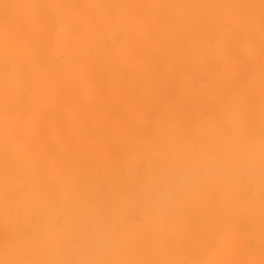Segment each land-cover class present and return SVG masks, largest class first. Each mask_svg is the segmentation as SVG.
Here are the masks:
<instances>
[{
    "label": "rangeland",
    "instance_id": "obj_1",
    "mask_svg": "<svg viewBox=\"0 0 264 264\" xmlns=\"http://www.w3.org/2000/svg\"><path fill=\"white\" fill-rule=\"evenodd\" d=\"M1 1L2 0H0V2ZM6 1L10 3L12 2L11 0H6ZM122 1L123 2H121V4L117 3L118 5L117 8L114 7L113 10L109 11L111 16H115L116 15L115 11H118V9H123L130 2V0H122ZM213 1L216 2L217 0H213ZM260 1L261 0H240V4L244 10H247L248 8H249L248 10L255 9L258 14V15L255 14L253 16V21L255 20V22L253 23L252 29H248V27H242L237 24L235 26L231 25L229 17L232 11L230 12L231 9L224 7L223 12L221 11L219 14L217 13L215 17L207 16L205 18L206 21L203 22L205 25L202 28H205L206 34H204L202 38L199 37L200 33L196 32L197 31L196 28L192 30L187 29V26L190 22V14H191L190 12H187V14H185V16L183 17L184 20H182L181 23L182 30L176 33L175 35L174 38L175 46L171 48L168 47L163 42H161L160 40H156L153 39V37H149L150 36L149 30L151 26H148L149 23L148 16L145 12L143 13L141 11L140 8L142 4H140V2L135 0L132 7L134 8L135 14L140 15L137 16L139 19L137 21L141 24V27H139L137 30H133L130 34H128L127 33L128 29L126 27L127 21H125V24L114 26V28L110 25L108 26L107 24L99 25L103 27V29L101 30L103 33L102 35H100V39L98 40L99 43L96 42L95 44L97 45L91 44L89 47L82 46L79 49V55L81 59H87L88 56L94 55L98 57L99 61L97 63L87 62L86 64L83 65L81 64L72 65V67H70L68 71L64 70L63 68H59L58 73L56 74L57 76L55 75L53 77V80H50V82H47L46 84H44V86L42 85V87H44V90L49 91L48 95L51 93L53 96L51 97L52 100L50 99L51 100L50 105L46 106V109L41 110L39 108L40 106H38L37 104H30V101L28 100V96L26 93L27 92L26 85L27 87H29V82L27 81L24 82L27 84L23 83L22 88H25L24 92L25 91L26 92L23 93L22 91L24 96L21 93L19 97H21V95H22L21 98L25 96L26 97L23 98L22 100L21 98L18 97L19 98L18 101L20 102L22 101L21 102L22 105L18 106L20 108H18L14 114L21 113L22 115L23 113L26 112L28 114L30 113L29 116L32 117L35 116V120L38 128L37 137L39 140H42L43 142L46 143L45 147L47 146L45 148L46 150L45 149H44L45 151L43 150L44 153H42L43 154L42 159L40 158L41 160L38 159L36 160L37 162H40L39 166H42L41 167L42 171L48 172L50 169L63 168V172H65L66 174L65 179L72 180L73 178V180L76 181L77 184L80 186H83V184L87 185L90 183L95 185V183L97 182L102 184L101 192L98 195L99 201L98 199H96L95 204L93 203L94 204L93 206L92 204H90L89 208L84 207L85 204H86L85 206H87V204L92 203L93 200L91 201L87 199L88 201L91 202H87V200L85 201L81 200L82 201L80 202L81 204L79 203L78 204L79 206L77 205L78 208L77 206L76 207L74 206V208L75 209L77 208V210H74L72 207V209L65 211L66 214H64L62 213V211L59 210L60 208L57 207L59 205L57 204V201H52L51 203L49 202L50 207L46 208L48 210H44L45 212H43L42 214L44 217H41L40 216L41 214H38L37 212L35 213V215L31 212L29 214L31 217L29 218L31 219L30 222L28 219V223L23 224V218H24L23 216L25 215V213L23 212L22 208L19 206V202L22 196L28 194V192L29 193L31 192L30 187L32 186V181H30V179L28 178L27 166H29L31 161H34V158L36 159V157L32 159V155H31L32 151L30 150L31 145L29 146V144L26 143L27 145L24 144L23 146L24 149L22 147L23 163L25 162L24 165L25 168H23V170L19 172L15 171L14 169L12 170L11 168L12 164L10 160L8 161L9 165L8 166L5 165V167L2 168V171H6L4 170L5 168L9 171L6 172L8 175H5L7 176V180H9V178L11 177L14 178L12 182L14 183V187L16 188L13 189V191L16 192L14 194L15 197L13 194H11L13 195L11 199L14 198L12 200L13 207L11 208V210L13 209L12 211L13 214L12 212H9V217L12 219L14 216H16V219L19 218L18 221L20 223L19 225L21 224L24 225L23 227L22 226L18 227L17 231L18 233L23 232V234L20 235V238L21 236L24 238L25 241L22 238L21 239L25 243V247H28L29 241L31 242V240L29 239L27 240V238H32L33 235L37 237V235L39 234L40 235L44 234L45 230H43V226L45 229L46 224L47 225L55 224L56 227L59 226V230L62 228V231H67V232L71 228H74L73 231L77 229L76 230L77 234L75 232L73 233H75L74 235L80 236V240H81L80 243L78 240L76 242L74 239L76 244L74 242V246L71 245L72 247L78 245L77 248H79L80 246L81 249H83V250L80 249L82 252H77L75 250L77 254L82 253L81 255L78 254V256L73 251L74 256L76 257H74L71 252L72 255L71 254L70 255L74 260L73 259L71 260V257L67 256L70 252L67 255L63 253V257L66 259L65 260L64 258L61 257L62 254L61 256H58V254H56L55 251L51 250L52 252H55V254H52L51 251L49 253V256L48 254H46L48 258L51 257L50 262L48 261L49 259L47 260V257H45V259H43L42 262H39V264H43V262L44 264L45 263L64 264L65 261L66 264H72V263L96 264L97 262H98L97 264H104L107 259L106 256L109 255L113 257L112 256L114 254L113 251L116 248L117 249L124 248L120 252L121 254L124 255L125 247H122L121 243L117 239L118 237L116 235H114L115 237L112 236L111 233L112 230L114 229V223L116 224L115 221H121V220L128 224L127 234L140 231V229L138 230V228H140L141 226H142L141 229H143L144 226L146 227L148 226L147 230H149V232H152V235H156L158 232L156 223H163L165 225V228L167 230L166 231L164 230V232L166 233L165 235L164 232L162 234V236H165L164 237L165 241L163 240V246H165L166 244L168 245L165 247V250L162 249L164 247L159 248L164 252L161 258H163V260L165 261L161 262L160 258L156 254L155 260H151L152 264L154 263V261L156 262V264H189V263L204 264L205 262L204 259L212 255L213 251L219 247V242L222 240L219 238H222L223 236L224 233L223 229L225 227V224L229 225L231 222V217L229 215L228 216L221 215L216 217V219H212L211 217L208 216L207 217L208 219L206 218L207 222H202V220H200L199 218H197L195 214H193V208L192 210H189L188 208L191 216L189 220L184 223V228L186 229L181 227L182 226L181 221H179L177 216L174 215H177L179 212H181L180 211L181 205L186 204L188 200L186 195H184V192L187 191V189H189L188 196H191L192 190L190 189L196 185L195 184L196 181H197V185L195 189L199 192L201 190V194L207 192L208 200L209 202H212L214 204V205L212 204L213 206H215L218 203V201L220 202L221 200L219 197L217 198L218 194L215 193L214 187L210 186V184L207 182V180L210 181L211 178H213L214 181L213 185L219 184L216 182H219L220 179L221 181L226 180V177H227V181L229 180L228 182L226 181L227 183L231 182L230 184H234V185H237V183H239L237 185L238 194L242 193V195L241 194L240 195L242 196V198H246V199L248 198L251 199L255 197V194L257 192L255 189L257 188V186L264 187V174H262L264 173V160H262V162H260L259 164L253 161L255 159V157H253L254 155L248 156L251 154L253 149L254 150L256 149L255 150L256 153L262 151L261 157L262 159H264V149L259 150L258 145L255 146V143L253 142H249L248 144H242L240 142H237L235 143L237 145H234V143L229 140L231 123L230 121L228 122V118L232 115L235 117L240 116L241 118L246 120L247 125L243 126V129L245 131H243L244 133L242 132L243 134L246 135L248 134L249 131H251L252 133V130H250L251 128L249 125L253 122V119L250 114L261 113L260 116L261 117L264 116V114H262L264 113V83L253 81L257 72L258 71L261 72L262 70H264V67H261L264 66V48H261L262 44H264V39H262L264 38V4H261ZM12 5L13 4L7 6H12ZM63 5L65 6V3L62 4L61 6L62 9L64 7ZM75 5L78 6L77 9L85 8L84 6L85 4H83V2L80 0H75ZM107 7H108V1L104 0L102 8L99 9V13L105 11ZM24 8L25 7L23 4V9ZM14 11H15L14 8H7L1 11V14L4 16L1 23H5L9 19H11L13 17ZM70 13L72 14L73 12L70 11ZM171 13L172 15H170L171 19L169 21L165 20L159 23L160 28H162L163 25L166 24L167 22H169L167 26H169L170 28H175L174 19L178 17V12L176 9H173ZM127 14L129 15V13ZM53 15L54 17H57L56 13H54ZM60 18L63 21L60 22V20L57 19L53 21V26L55 27L53 30V35L50 36V41L54 47L55 45L59 46L58 40L60 41L62 40L64 43L67 39L66 36L67 32H65L62 38L56 40V36H55L56 26H59L60 23L61 26L59 27V30L66 29L70 23V20H68L67 18V14H63ZM208 19L209 21H207ZM94 21L95 19L93 20V23L97 24V21L95 22ZM188 36H191L192 38H187ZM222 38L226 40L227 44L230 47L228 48L229 50L228 55L231 59L233 58L232 65L233 63H235L233 67V72L231 74L232 78H229L227 76L228 75L227 65H229V63L228 61H226L225 58L223 57L219 59L213 58L210 63L207 62L208 52L216 44V42ZM86 39H87L86 37L83 38L84 41H87ZM188 39L189 40L194 39V41L197 42L194 48L189 45ZM260 39H262L260 46L258 48H254V45ZM61 42L60 44L62 45L63 43ZM247 44L249 45L251 44L250 48L252 49L250 51V54H247V47L245 48L243 47L244 45ZM188 46L192 48V50L190 48L188 49ZM40 48H41L40 57L44 62L47 61L48 59H51V61L55 62L56 67L62 65L65 62L66 58L63 55V53L58 54L57 52H51V51L45 52L44 47L42 48L41 46ZM166 48H171V49H169L170 50L169 51ZM193 51H197L199 54L204 55L203 58L206 59L205 63L198 65L193 58L192 55ZM247 55L249 56L247 57ZM182 57H185V59L189 63H191L194 67L178 68L177 67L178 61ZM111 60L113 61L111 63L112 68L110 69V71L105 72L104 69H101L103 64ZM193 68L196 71H194ZM248 74L250 75L249 79L247 77ZM2 75L5 76L6 74L4 73ZM251 75L254 77H252ZM6 76H7L6 78L9 77L8 75ZM83 82H86L84 86L87 87V89L84 91L80 87ZM79 83L81 84L79 85ZM110 84H112V86H110ZM148 86H149V90L147 91V95L145 96L143 95L142 89L143 87H148ZM74 87L80 89L76 91L77 89L76 88L74 89ZM73 89L76 92H74ZM80 92H82L83 94H78ZM182 96H184L185 99H182ZM76 97L79 99H77ZM70 106L74 108V112H73V116L68 118L67 108ZM40 115L45 117L43 119L38 118V116ZM135 121H137V125L131 127L130 126L131 123H134ZM123 122L127 123L128 128L122 129L123 127L121 123ZM212 126L215 127L217 126V130H218L216 136L213 138V141L214 139L217 138L219 139L221 138L224 141L221 140L219 143L213 141L209 143H204L203 137L207 136V134L209 133L208 131H210V127ZM156 128L158 129L157 131ZM169 128L170 131H168ZM257 131L260 134L259 135L260 139H264V137L261 138L262 130L258 129ZM164 133L167 134L163 137ZM254 136L255 134H252V138ZM165 143H167L166 146L167 147L170 146L168 148H171L173 151L170 150V152L168 151V153L163 152L162 151L163 145ZM220 144L232 148L229 150L230 151L229 153H231L230 155H232L231 158L221 154L222 152L221 147L223 146L222 145L220 146ZM252 144L254 145V147H251ZM200 146L201 148H203V150H199ZM151 147L152 149L155 150V154H153V152H149L148 148ZM242 151L244 152V154H242L243 153ZM166 155L168 158L166 157ZM47 159L50 160L48 161ZM184 159L186 160L184 161ZM42 164L44 165L45 170ZM145 164L149 166L151 165L150 169L146 168L147 165ZM211 165L217 167V171L215 169L216 172L214 171V167L211 168ZM202 167L206 168V170L204 169L205 171H207L208 169L210 171L212 169V171H214L217 174H214L211 171V173L209 174L210 176L209 175L207 176L206 172L202 169ZM207 167L209 168L207 169ZM136 168L138 169L135 172L134 170H136ZM119 169L121 173H119ZM129 169H130L129 173L135 172L137 176L132 173H131L132 175L128 174ZM182 170L185 171L186 173L183 174ZM242 170L243 172L244 170H246L247 173L244 174L245 172L243 173ZM142 171L144 172L145 177ZM157 171L159 173H157ZM172 171L175 176L173 175ZM209 171H207V173ZM232 171L234 172V174ZM240 171L243 175L240 173ZM123 172L125 173V175H122ZM177 172H179V174H176ZM200 172H202L203 175L200 176ZM187 173H189V175L192 177H189L188 175L187 177H189L190 179L186 177L187 179L185 180V182L184 180H182V178L185 176L178 177L181 174L186 175ZM212 173L215 176H212L211 175ZM239 173L241 174V176ZM110 174L112 175V177ZM254 174L257 175V179H255L256 177ZM130 175L132 176L131 177L132 181H130ZM134 175L136 176V178ZM171 175L173 177L172 183H171L172 181ZM195 175L197 176V178ZM85 176L87 179L84 178ZM123 177H124V181H122ZM259 179L262 181H260ZM181 180L183 184L187 183L188 182L187 180H190L191 182L189 181L188 185L186 186V189L183 188V192H181L182 191L181 190L177 194V196H175V194L177 193L175 192L174 196L170 198V201L169 202L166 201L167 203L165 202L167 204V205L165 204L166 207H162V206L159 207V205L162 204L159 203V200L156 201L155 198L156 193L157 192L159 193L160 189L162 191H164L163 189L165 190L173 189L175 186L173 184L176 182L178 183V181L180 182ZM81 181L82 182L85 181V182L82 183ZM261 182L262 184H260ZM112 183L116 184V185L114 184V186L117 187L116 190H114L115 189L113 188L114 186L111 185ZM202 183L204 185V186L202 185L203 187L201 186ZM205 183L207 187L205 186ZM15 184H18L20 186L17 187L15 186ZM170 184L173 186H171ZM146 185H148L149 187H147ZM198 186L201 189H199ZM249 186L251 188H249ZM111 187H112L111 191L114 190V193H116L114 194L113 192H111L112 197H110ZM151 190L153 191L151 192ZM13 191L12 193H14ZM116 191L118 192V194ZM126 192H128L130 196ZM150 192L151 193L155 192V193L151 194ZM199 192L198 194L200 195ZM107 193L108 194L110 193L108 198H113V194H114V199H116L117 197L116 195H118V197L120 196L121 198L118 197L117 198L121 199V201L118 200L119 201L118 202L117 199L116 201L115 200L113 201V199H111V201L114 202V204L115 202H117L114 205L113 203H111L110 200H107L108 199L107 198L106 202H104L105 201L104 198H106L105 196H108ZM124 193H126L127 195L125 194V196H123ZM149 193L152 195V197H150L151 195ZM180 193H182L183 195ZM240 195L236 194L237 197H239ZM229 196L233 197V195L232 196L229 195ZM54 197H57V195L56 196L54 195ZM211 197L213 199H211ZM140 202L142 204H140ZM157 202L159 203V205ZM153 203L154 205H152ZM51 204H53L52 208H55V210L57 208L58 210L57 211L53 210L51 208ZM122 205H125L126 209L123 208L124 206ZM146 205L150 207L148 213L145 211L144 208H142L143 206L146 207ZM240 206L241 203H239V205L232 204L230 208L237 209ZM17 207L20 208V210L17 211L18 213L20 211L19 214H17L16 212ZM86 209H89L90 213ZM122 209L124 210V213ZM52 210L55 211L56 213H54ZM82 210H86V212L84 213L85 217L84 216L81 217L80 215L81 213L79 214V212H81ZM156 210H158V212ZM67 212L70 213L68 214ZM72 212L73 215H70L72 214ZM15 213L16 215H14ZM17 215L20 216L17 217ZM66 215L68 217L70 216L71 218L67 219L68 217H65ZM86 215H89V217ZM258 216L264 217V213L258 214L256 217ZM111 217L113 218L111 219ZM122 218H124V220ZM243 218L244 217H238L236 220H234V222H232V225L236 226L237 224L236 222L239 223L242 222L241 220ZM84 220H86L85 222L89 224L83 222ZM258 220L261 219H257L256 221L257 223L252 222L249 225L247 224L249 222H246V224L245 222H242L241 224L243 223L244 224L242 225L243 228L241 229H240L241 226H239L240 232L238 231L237 232L238 235L242 237V240L247 239L248 243H250L251 241L254 242L252 246L251 243L250 245L246 244L247 253L244 254V256L241 255V257L243 258H241L240 259L241 261L239 260L236 264H252V263L264 264V261H262V259H264L262 258L264 257V228H262L261 222H259ZM167 221H169L170 224H166ZM42 222L44 223L41 224ZM98 222H100V224ZM78 224L80 225V228ZM251 224L254 225L252 226ZM30 225L32 226V228H30L31 227ZM11 226H12L11 222L6 223L4 222L3 219H0V251L1 249L4 250V248H6L9 245H12L13 243L12 235L14 234V232L11 233L10 230ZM90 226L92 227L90 228ZM251 226L254 229V232L253 229L250 228ZM236 227L233 228L238 230ZM34 229L37 230V232L39 231L40 233L38 234L36 231H34ZM190 230L192 231V233L197 234L196 238L195 236L193 238L192 245L187 234L190 232ZM12 231L14 230L12 229ZM71 231L68 234L67 233L66 234L69 236L70 233L72 234ZM78 231L81 233V235L84 236H81ZM28 232L32 233L31 234L32 236L30 235L26 236L25 233L29 234ZM259 234L260 237L258 238ZM72 235H70L71 238L74 236ZM40 237L41 239H39V241L42 240L44 236L43 237L40 236ZM81 237L83 238L84 241L81 239ZM108 238L109 240H107ZM147 238L148 237L145 236L140 240V241L145 240L144 242L142 241L140 243L141 249L140 248L138 249L137 247L138 253L141 254L142 252H144L141 254L143 256L145 255L149 256L150 253L148 251H150L151 249H157L159 246L157 245L156 247H154L153 242H152L153 244L152 246L149 244L148 246ZM115 239L118 243L114 241ZM92 241H94L93 243H95L96 246L93 243H90ZM83 242H85V244H83ZM105 242H107V244L109 242L110 243L108 245L102 246V244H106ZM182 242L185 244H183ZM26 243L28 245H26ZM44 243L45 242L43 241L42 244L44 245ZM179 243L181 245V246L179 245V247L182 248V251H179L180 254L178 253L179 255L178 257L175 255L176 253L174 254L173 249ZM255 243L256 245H254ZM209 244L213 246H210V248H208L207 246ZM81 245H83L84 248ZM90 245L91 247H89ZM249 246H251L252 248L251 247L249 248ZM146 247L149 249L146 250ZM253 247L256 248L258 252L256 250L254 251ZM60 248L64 250V245L63 247ZM84 249L85 250L88 249V250L84 251ZM100 249L103 251H101ZM143 249H145L146 252L142 251ZM66 250L69 251L68 248ZM71 250H73V248H70V251ZM139 250L141 251L139 252ZM64 251L61 250V253ZM165 251H169L168 255ZM189 251H192L189 253L190 255L188 254ZM50 254H52V256ZM55 255L58 256L59 258H57ZM64 255H66L67 257H65ZM164 255H167V257ZM172 255H174L173 258H171ZM188 255H189V259L191 258L193 259V257L194 259L193 260L191 259L190 261L188 259ZM53 257L55 258V260L53 259L52 262ZM156 257H157V261H156ZM79 258L80 261H78ZM124 260L125 257L123 256V260L120 258L119 262ZM249 260H251V262ZM1 261L3 262L2 259H0V263ZM107 262L109 263V261ZM125 263L126 262L124 261L123 264ZM135 264H139V263H135Z\"/></svg>",
    "mask_w": 264,
    "mask_h": 264
},
{
    "label": "bare ground",
    "instance_id": "obj_2",
    "mask_svg": "<svg viewBox=\"0 0 264 264\" xmlns=\"http://www.w3.org/2000/svg\"><path fill=\"white\" fill-rule=\"evenodd\" d=\"M11 1H12L11 3L6 1V0H2L0 2V116H1L0 117V217H2L0 219H3L4 222H6V223H10V222L12 223V226H11L10 230H11V233L14 232V234L12 235L13 236L12 245H9V246L6 245L7 247L4 248V250L1 249V251H0V259H2L3 262H4L3 263L1 261L0 264H39V262H42V260L45 259V257H47L46 254H48V256H49V253H50L51 250L55 251L56 254H58V256H61V254H62V256H61L62 258H64L63 257V253L67 255L70 252L67 256L71 257L72 254L74 256L75 250L77 252H82L81 250H83V249H81L80 246H79V248H77L78 245L77 246L75 245V247L71 246V245L74 246V242L75 241L77 242V240H78L79 243L81 241L80 240V236L74 235L75 233L77 234V231H76L77 229L73 231L74 228H71L67 232V231H62V228H61L60 229L61 231H60L59 230V226L56 227L55 224L54 225H51V224L47 225L46 224L45 225L46 226L45 229H44V226H43V230H45L44 234L40 235L39 234L40 232L39 231L37 232V230H35L36 229V227H35L34 231H36L39 235H37V237L35 235H33L32 238H27V240L29 239V240H31V242L29 241V245L26 243V245H28V247H25V243L23 242L24 238L22 236H21V238L23 240L20 238V235L23 234V232L22 233L21 232L18 233V231H17L18 227H21V226L23 227L24 226L23 224H27L28 223V219L31 218L30 215H29L31 212L34 215L37 212L38 214H41L40 215L41 217H44L42 214H43V212H45L44 210H48L46 208L50 207L49 204L52 201H57V204H59L57 207L60 208L59 210L62 211V213H64V214H66L65 211H68L69 209H72V207H73L74 210H77V208L79 206L78 204L80 202H82L81 200H83V201H85L87 199H89L91 201L93 200L94 202L92 201V203H88L87 206H85L86 205L85 204L84 207H86V208L88 207L89 208L90 204H92V206H93L95 204V200L96 199H98V201H99L98 195L101 192L102 184L97 182V183H95V185L90 183V184H87V185L83 184V186H80V185L77 184L76 181L73 180V178H72V180H68V179L66 180L65 179L66 178V176H65L66 174H65V172H63V168L50 169L49 170L50 172L49 171L48 172L42 171V168H41L42 166H39L40 162H37L36 160L37 159L38 160L42 159V155H43L42 153H44V151L46 150L45 148L47 146L45 147L46 143L43 142L42 140H39L38 137H37V135H38V130L37 129L38 128H37L35 116H33V117L29 116L30 113L28 114L26 112L23 113L22 115H21V113L20 114H14L16 112V110L18 108H20L18 106L22 105L21 104L22 101L21 102L18 101V99L21 98L22 95H21V97H19V96L22 93V91H23V93H25L27 91L26 93H27V96H28V100L30 101V104H37L38 106H40L39 108L41 110L46 109V106L50 105L51 100H52L51 97H53V96H52L51 93L48 95L49 91L48 90H44V87H42V85L44 86V84H46L47 82H50V80H53V77L58 73V69L59 68H63L64 70L68 71L69 68L72 67V65H77V64L83 65V64H86L87 62L97 63L99 61L98 57L94 56V55L93 56H88L87 59H81V57L79 55V49L82 46L89 47L91 44H95L96 42L99 43L98 40L100 39V35H102V33H103L101 31L103 29V27L99 26V25H101V24H105L106 25L107 24L108 26L110 25V26H112L114 28V26L125 24V21H127V25H126V27L128 29L127 33L130 34L133 30H137L139 27H141V24L137 21V20H139L137 16H140V15L139 14H135L134 8L132 7L135 0H130V2L127 4L126 7H124L123 9H118V11H115L116 12L115 16H111L109 11L113 10L114 7L117 8V6H118L117 3L121 4V2H123L122 0H117V1L106 0V1H108V7L102 13H99V9L102 8L104 0H80V1L83 2V4H85L84 5L85 8H82V9H77L78 6L75 5V0H11ZM136 1L140 2V4H142L141 8H140L141 11L143 13L145 12L147 14V16H148V19H149L148 26H151V28L149 30V35H150L149 37H153V39L160 40L161 42H163L164 44H166L168 47H171V48H173L175 46V42H174L175 35H176V33L180 32L182 30L181 23H182V20H184L183 17L185 16V14H187V12L191 13L190 14V22H189V24L187 26V29L188 30H192V29L196 28L197 29L196 32L200 33L199 37H201V38L203 37L204 34H206L205 28H202L205 25L203 23V22L206 21L205 18L207 16H214L215 17L217 13L219 14L221 11L223 12L224 7L228 8V9H231L230 12L232 11V13H231V15L229 17L231 25L235 26L237 24V25L242 26V27H248V29H252L253 28V23L255 22V20L253 21V16L255 14H257L255 9L248 10L249 9L248 8L247 10H244L242 8L241 4H240V0H217L216 2H214L213 0H136ZM260 2H261V4H264V0H261ZM64 3H65V6L63 5L64 7L62 9L61 6ZM10 4H13V5L12 6H7V5H10ZM23 4H24V7H25L24 9H23ZM7 8H14L15 11H14L13 17L11 19H9L7 22L1 23L2 19L4 18V16L1 14V11H3L4 9H7ZM173 9H176L177 12H178V17H176L174 19L175 28H170L169 26H167V24L169 22H167L166 24L163 25L162 28H160L159 23L161 21H165V20L169 21L171 19L170 15H172L171 11H173ZM60 11H62V12H60ZM70 11H72L73 13L71 14ZM54 13H56L57 17H54V15H53ZM127 13H129V15ZM138 13H139V11H138ZM63 14H67V18H68V20H70V23H69V25H68V27L66 29H60V30H59V27L61 25L59 23V26H56V29H55V36H56V40H57V39L62 38L63 34L65 32H67V35H66L67 39H66V41L64 43H63L62 40H61L62 42L60 40H58L59 46L55 45V47H54L51 44V41H50V36L53 35V30H54V27H55V26H53V21L55 19L60 20V22L63 21L60 18ZM94 19H95V21H97V24L93 23ZM207 21H209V19ZM64 22H65V20H64ZM183 25H184V22H183ZM185 32H184V34H185ZM84 37L87 38L86 39L87 41L83 40ZM187 38H192V37L188 36ZM262 39H264V38H262ZM262 39H260L254 45V48H258L260 46V44L262 42ZM60 42L63 43V44L61 45ZM188 43H189V45L191 47L194 48L197 42L194 41V39H190V40L188 39ZM95 45H97V44H95ZM250 45L247 44V45L243 46L244 48L247 47V54H250V51L252 49V48H250ZM41 46H42V48L44 47L45 52L51 51V52H57L58 54L63 53V55L66 58L65 62L62 65L57 66V67L55 66V62L51 61V59H48L47 61L44 62L42 60V58L40 57V49H41L40 47ZM171 48H166V49L169 50ZM189 48L190 47L188 46V49ZM228 48H230V47L227 44L226 40L223 39V38L219 39L216 42V44L208 52V60H207V62L210 63L213 58H215V59H219V58H222V57L225 58L226 61H228V63H229V65H227V68H228V73H227L228 75L227 76L229 78H232L231 74L233 72V67H234L235 63H233V65H232V59L233 58L231 59L229 57ZM261 48H264V44H262ZM190 49L192 50V48H190ZM192 55H193V58H194L195 62L198 65H201V64L205 63L206 59L203 58L204 55L199 54L197 51H193ZM248 56L249 55H247V57ZM112 61L113 60L103 64L101 69H104L105 72L110 71V69L112 68V65H111ZM224 63H226V62H224ZM207 66H210V65H207ZM177 67L178 68H187V67L191 68V67H194V66L191 63H189L185 59V57H182L178 61ZM261 67H264V66H261ZM220 70H221V68H220ZM194 71H196V70L194 69ZM4 73L6 75H8L9 77L6 78L7 77L6 75L5 76L2 75ZM247 77L249 79L250 75L248 74ZM252 77H254V76H252ZM248 79H247V81H248ZM26 81L29 82V87H27V85H26V91L24 92L25 88H22V85ZM253 81L264 83V70H262L261 72L258 71L256 76L254 77ZM85 83L86 82H83L82 84L79 83V85L81 84L80 87L83 89V91L87 89V87L84 86ZM24 84H27V83H24ZM110 86H112V84H110ZM110 86H109V88H110ZM75 88L76 87H74V89ZM79 89H77L76 91H78ZM148 90H149V86L148 87H143V89H142L143 95L146 96ZM76 91L74 90V92H76ZM159 93H161V92H159ZM78 94H83V93L80 92ZM23 96H24V94H23ZM25 97H23V98H25ZM23 98H21V100ZM74 99H75V97H74ZM77 99H79V98H77ZM182 99H185V97L182 96ZM92 106H93V104H92ZM167 106H168V104H167ZM21 111H22V108H21ZM73 112H74V108L72 106L67 108V116H68V118L73 116ZM26 114H28V115H26ZM262 114H264V113H262ZM250 115L252 116V119H253V122L249 125L250 128H251L250 130H252V133H251V131H249L248 134H246V135L243 134L244 133L243 131H245L243 129V126L247 125L246 120H244L240 116H236L235 117L233 115L228 118V122L230 121V123H231V129H230V132H229V138H230L229 140L232 141L234 143V145H237V144H235L237 142H240L242 144H248L249 142H253V143H255V146L258 145L259 150L264 149V139H260V137H259L260 134L257 131L258 129H261L262 130L261 138L264 137V136H262V135H264V116L261 117L260 116L261 113L250 114ZM44 117L45 116H42V115L38 116V118H42V119ZM91 117H92V115H91ZM37 120H39V119H37ZM121 124H122V127H123L122 129L128 128V125H127L126 122L125 123L123 122ZM135 125H137V121H135L134 123H131L130 126L133 127ZM158 126H160V125H158ZM220 129H221V127H220ZM157 130L158 129L156 128V131ZM168 131H170V128L168 129ZM208 132L209 133L207 134V136L203 137L204 143H209V142L213 141V138L216 136V134L218 132L217 126L216 127L215 126L210 127V131H208ZM166 134L167 133H164L163 137ZM252 134H255V136L253 138H252ZM221 140L224 141L221 138L220 139L217 138V139H214L213 142L219 143ZM26 143L29 144V146L31 145V149L30 150L32 151V154H31L32 155V159L34 157H36V159L34 158V161H31L29 166H27V168H28V173L27 174H28V178L30 179V181H32V186L30 187L31 188V192L29 193L28 191H30V190H28L27 191L28 194L22 196L21 199H20L19 206L22 208V210L25 213V215L23 216L24 217L23 218V224L19 225L20 224L18 222L19 218H17L18 219L17 220L16 216H14L12 219L9 217V212L13 211V209L11 210V208L13 207V201L12 200L14 198L11 199V197H13V195L16 192V191H13V189L16 188V187H14V183L12 182L14 178L11 177V178H9V180H7V176H5V175H8L6 173L8 170L5 168L4 170H6V171H2V168H4L5 165H7V166L9 165L8 164L9 160L11 161V164H12V167H11L12 170L14 169L15 171L19 172V171L23 170V168H25L24 167L25 162L23 163V155L22 154H23V149H24L23 146ZM225 143H226V141H225ZM166 145H167V143H165L163 145V150L162 151L168 153V151L170 152V150H172V149L168 148L170 146L167 147ZM221 145L222 144H220V146ZM222 146L223 147H221V149H222L221 151L223 153L221 152V154H223L226 157H230L231 158L232 155H230L231 153H229L230 152L229 150L232 149V148L227 147L225 145H222ZM22 147H23V149H22ZM251 147H254V145L252 144ZM148 150H149V152H153V154H155V150L152 149V147L148 148ZM152 150H154V151H152ZM199 150H203V148H201V146H200ZM253 150H252L251 154L248 155V156L254 155L253 157H255V159L253 161H255V162L260 164V162H262V160H264L261 157L262 151L256 153V151H255L256 149L254 151ZM234 151H236V150H234ZM145 154H146V152H145ZM242 154H244V152ZM166 157H167V155H166ZM167 158H166V160H167ZM47 160L49 161L50 159H47ZM185 160L186 159H184V161ZM253 161H251V162H253ZM145 165H147V164H145ZM150 166L147 165L146 168L150 169ZM131 167H133V166H131ZM168 167H170V166H168ZM194 167H196V166H194ZM204 167H205V165H204ZM212 167H214V166L211 165V168ZM43 168H44V165H43ZM138 168H136V170H134V171L136 172ZM208 168L209 167H207V169ZM202 169L206 170V168H203V167H202ZM215 169L217 171V167L216 166L214 167V171H215ZM246 169H248V168H246ZM260 169H262V168H260ZM44 170H45V168H44ZM195 170H197V169H195ZM222 170H224V169H222ZM125 171H126V169H125ZM131 171H133V170H131ZM182 171H180V172H182ZM207 171H209V169ZM207 171H205V172H206V175L208 176L211 173L212 169L208 173H207ZM214 171H212V172L214 174H217V173H215L216 171L215 172ZM258 171H259V169H258ZM124 172H123L122 175H125ZM129 172H130V169L128 171V174L132 173V174H135L137 176V174L135 172L134 173L133 172L129 173ZM237 172H239V171H237ZM242 172H243V170H242ZM244 172H243L244 174L247 173L246 170H244ZM119 173H121L120 169H119ZM157 173H159V172L157 171ZM172 173H173V171H172ZM184 173H186V172L183 171V174ZM213 173L211 175L215 176V175H213ZM240 173H241V171H240ZM143 174H144V172H143ZM176 174H179V172H177ZM233 174H234V172H233ZM241 174H240V176H241ZM262 174H264V173H262ZM131 175H130V181H132V178H131L132 176ZM158 175H160V174H158ZM173 175H174V173H173ZM188 175H189V173H187L186 175H182L181 174L178 177L185 176V177H183L184 179L182 178V180H184V182H185V180L187 178L190 179L189 177H192L190 175H189V177H187ZM201 175H203L202 172H200V176ZM78 176H81V175H78ZM136 176H135V178H136ZM204 176H205V174H204ZM111 177H112V175H111ZM144 177H145V174H144ZM255 177H256L255 179H257V175H255ZM15 178H17V177H15ZM84 178H86V176ZM171 178H172V181H171V183H172L173 182L172 175H171ZM196 178H197V176H196ZM219 178H221V177H219ZM211 179H210V181L207 180V182L210 184V186L214 187L215 193L218 194L217 198L219 197L221 201L220 202L218 201V203L215 206H213L214 204L212 202H209V200H208L207 192L204 193V194H201V190L199 192V191H197L195 189V187L197 185V181H196V183H195L196 185L194 184L195 186H193L190 189V190H192L191 196H188V194H189L188 190L189 189H187V191L184 192V195H186L188 200H187L186 204L181 205V209H182V210L180 209L181 212H179L177 215H174V216H177L179 221H181V224H182L181 227L184 228V223L187 222L189 220L190 216H191L189 210H192V208H193V214H195L197 216V218L202 220V222H207L206 218L208 216L211 217L212 219H216V217L221 216V215H223V216H228L229 215L231 217V222H230L229 225L225 224V227L223 229V232H224L223 236H222V238H219V239H222L219 242V247L216 248V250L213 251L212 255H210L206 259H204L205 260L204 264H236L241 258H243V257H241V255L244 256V254L247 253L246 244L250 245V243H251V246H252L253 242H254V241L253 242L251 241L250 243H248L247 239L246 240H242V237L238 235V232H240L239 226H241L240 229L243 228L242 225L244 223L243 224H241V223L245 222V224H246V222H249V223H247L249 225L252 222L257 223L256 222L257 219H261L262 221L261 220H258V221L261 222L262 228H264V217H262V216L256 217L258 214L264 213V187H261V186L258 187L257 186V188L255 189L257 191L256 194H255V197H253L251 199H249L247 197L249 199L248 200L246 198H242V196H241L242 193H240L241 195L238 194L237 185L239 183H237V185L230 184L231 182L227 183L229 180L227 181V177H226V180H222L221 181V179H220L219 182H216V183H219V184L213 185V183H214L213 178H211ZM232 179H233V176H232ZM234 179H235V177H234ZM167 180H168V178H167ZM182 180L180 182L178 181V183H181V184H178L176 181H174L177 184L176 183L173 184V185H175L174 188L172 187L173 189H169V190L166 189L168 191H166L165 189H163L164 191H162L161 189L159 191V189H158L160 194L157 192L158 195L156 193V197L155 198H156V201L159 200V203L162 204V205H159V203L157 202L159 207L160 206L166 207V205H167L166 203L170 201V198H172V196H174L175 192H177L175 194V196H177V194L181 190H182L181 192H183V188L186 189V186L188 185V182L190 180H187L188 182L185 183V184H183ZM122 181H124V177H123ZM260 181H262V180H260ZM84 182H82V183H84ZM55 184H57V185H55ZM79 184H81V183H79ZM114 184L115 183H112L111 185L114 186ZM260 184H262V182ZM173 185H171V186H173ZM202 185H203V183L201 184V186ZM15 186L18 187L20 185L15 184ZM146 186L149 187L148 185H146ZM205 186H206V183H205ZM250 186H249V188L252 187V186L251 187ZM113 188H115L114 190H116L117 187L114 186ZM119 188H120V186H119ZM188 188H190V187H188ZM199 189H201V188L199 187ZM111 190H112V187L110 188V193L111 192L114 193V190L113 191H111ZM202 190H203V188H202ZM241 190H243V189H241ZM12 191L14 193H12ZM17 191H19V190H17ZM152 191L153 190H151V192ZM155 192H153V193H155ZM198 192L200 193V195L198 194ZM126 193L128 194V192H126ZM126 193H124L123 196H125ZM153 193H151V194H153ZM11 194H13V195H11ZM109 194L107 193L108 196H105L106 198H104V200H105L104 202H106V199L109 197ZM114 194H116V193H114ZM114 194H113V198H108L107 200L111 201V199H113V201L114 200L116 201V199H117V201L118 200L121 201V199H118V198H121L120 196L118 197V195H116L118 198L115 196L116 199H114ZM117 194H118V192H117ZM140 194H141V192H140ZM180 194H182V193H180ZM236 194L240 195L241 197L240 196L237 197ZM54 195L55 196L57 195V197H54ZM229 195H231V196L233 195V197H230ZM248 195H250V194H248ZM14 197H15V195H14ZM110 197H112V193L110 194ZM140 197H141V195H140ZM145 197H146V195H145ZM150 197H152V195ZM132 199H133V197H132ZM211 199H213V198L211 197ZM91 201L87 200V202H91ZM212 201H214V200H212ZM111 203L114 204V202H112V201H111ZM116 203L117 202H115V204ZM154 203L152 205H154ZM239 203H241V206L239 208H237V209H235V208L231 209L230 208L232 204H238L239 205ZM126 204H128V203H126ZM140 204H142V203L140 202ZM210 204L211 205L213 204V205L211 206ZM52 205L53 204H51V208H52ZM74 206L75 207L77 206V208L75 209ZM122 206H124L123 208L126 207L125 205H122ZM18 207L16 208L17 209L16 212L18 210H20V208H18ZM81 208H83V207H81ZM142 208H144L147 213L150 210V207L147 206V205H146V207L143 206ZM188 208H189V210H188ZM52 209L55 210V208H52ZM131 209H132V207H131ZM57 210L58 209L56 208L55 211H57ZM86 210H88V212L90 213L89 209H86ZM86 210H82L81 212H79V214L81 213L80 214L81 217L85 215L84 213L86 212ZM55 211H53V212L56 213ZM122 211L124 213L123 209H122ZM156 211L158 212V210H156ZM160 211H161V208H160ZM155 212H154V214H155ZM19 213H20V211H19ZM19 213L17 212V214H19ZM58 213H59V211H58ZM67 213L69 214L70 212H67ZM99 213H101V212H99ZM12 214H13V212H12ZM14 215H16V213ZM70 215H73V212ZM19 216L20 215H17V217H19ZM86 216L89 217V215H86ZM113 216H115V215H113ZM130 216H131V214H130ZM59 217H61V216H59ZM65 217H68V216L66 215ZM98 217H99V215H98ZM164 217H165V214H164ZM238 217H244V218L241 220L242 222H240V223L236 222L237 224L239 223L238 225L236 224L237 227L235 225L233 226L232 222H234V220H236ZM36 218H37V216H36ZM70 218L71 217L69 216L67 219H70ZM112 218L113 217H111V219ZM122 219L124 220V218H122ZM30 220L31 219H29V222H30ZM48 220H50V219H48ZM250 220H251V222H250ZM85 221L86 220H84L83 222H85ZM147 221H148V219H147ZM58 222H59V220H58ZM78 222H80V221H78ZM88 222H90V221H88ZM115 222H116V224L114 223V229L113 230L111 229L112 230L111 233H112V236L116 235L118 237V238L117 237L116 238L119 240V242L121 243L122 247H125V252H124V255H123L120 252L124 248H121V249L120 248H118V249L116 248L113 251L114 252V254L112 255L113 257H111L109 255H107L109 257L106 256V258L108 260L106 259L104 264H121V263L123 264L124 261L126 262L125 264H135V263L152 264L151 260H155V255L156 254L160 258L161 262L165 261V260H163V258H161L162 254H164V252L161 249H159L161 247H164L162 249L165 250V247L168 245V244L164 243L166 245L163 246V240L165 241V239H164L165 236H162V234H163L164 230L165 231L167 230L163 223H156L158 232H157L156 235H152V232H149V230H147L148 226L147 227L144 226L143 229H141L142 228V226H141L140 228H138V230L140 229V231H136V232H132V233L127 234L128 233L127 232L128 224L123 222L122 220L121 221H115ZM32 223H34V222H32ZM43 223L44 222H42L41 224H43ZM85 223H87V222H85ZM98 223L100 224V222H98ZM171 223H173V222H171ZM87 224H89V223H87ZM166 224H170V222L167 221ZM90 225H91V223H90ZM251 225L253 226L254 224H251ZM85 226H87V225H85ZM104 226H105V224H104ZM232 226L234 228L236 227L238 230L234 229ZM252 226L250 227L251 229H253ZM55 227H56V229H55ZM91 227L92 226H90V228ZM30 228H32V226ZM79 228H80V225H79ZM101 228H102V226H101ZM101 228H99V229H101ZM262 228H261V231H262ZM12 229L14 231H12ZM170 229H171V227H170ZM184 229H186V228H184ZM78 230H80V229H78ZM105 230H107V229H105ZM235 230H236V232L238 231L237 232L238 236L236 235ZM244 230H245V228H244ZM70 231L72 232V234L76 238L77 237L78 238L76 239L71 233L68 236L67 234ZM29 232H31V231H29ZM73 232H75V233H73ZM253 232H254V229H253ZM31 234L32 233H29V234L25 233L26 236L27 235L28 236L29 235L32 236ZM79 234L81 235L80 232H79ZM165 234L166 233L164 232V235ZM187 234H188V238L190 239L191 245H192L193 238H194V236L196 238L197 234L196 233H192L191 230ZM70 235H72L74 237V238L72 237L73 240H72ZM40 236H42V237L44 236L43 237L44 240L42 239L45 242L44 245L42 244V242H43L42 240L39 241V239H41ZM81 236H84V235H81ZM145 236L148 237L147 238L148 239L147 245L149 244V245L152 246L154 244L153 245L154 247L159 245L157 249H151L150 251H148L150 253L149 256L141 255L144 252H142L141 254L137 252L138 251L137 247H138V249L139 248L141 249L140 243L143 240L142 241H140V240L143 237H145ZM38 237H40V238H38ZM259 237H260V234H259L258 238ZM9 239H11V238H9ZM74 239H75V241H74ZM81 239L83 240L82 237H81ZM107 240H109V238ZM114 241H116V239ZM76 242H75V244H76ZM93 242L94 241H92L90 243H93ZM152 242H153V244H152ZM173 242H175V241H173ZM79 243H77V244H79ZM105 243L106 244H102V246L108 245L110 242L108 244H107V242H105ZM111 243H112V241H111ZM81 244H82V242H81ZM83 244H85V242H83ZM93 244L95 245V243H93ZM183 244H185V243H183ZM63 245H64V250H66L68 248L69 251L68 250L64 251L63 249H61L60 247H63ZM138 245H140V246H138ZM179 245H180V243L177 244L176 247L173 249L174 254L176 253L175 255L178 256V257H179L178 253L180 254L179 251H182V248H180ZM254 245H256V243ZM68 246H71V247H68ZM81 246L83 247V245H81ZM170 246H171V244H170ZM210 246H213V245L209 244L207 247L210 248ZM251 246H249V248ZM58 247H59V249H61L64 252L61 253V250H59ZM89 247H91V245ZM147 247H146V250L149 249ZM70 248H73V250L70 251ZM108 248H109V246H108ZM85 249H84V251L88 250V249L87 250H85ZM90 249H93V248H90ZM90 249H89V251H90ZM56 250L58 251V253H57ZM106 250H108V249H106ZM255 250L258 252V250L256 248H254V251ZM52 251H51V253L55 254V252H52ZM101 251H103V250H101ZM101 251H100V253H101ZM140 251L141 250H139V252ZM142 251H145V249H143ZM65 252H67V253H65ZM71 252H72V254H71ZM77 252H75V254H77ZM165 252L168 255L169 251H165ZM190 252H192V251H189L188 254ZM52 254H50V255L52 256ZM78 254H77V256H78ZM81 254L82 253H80L79 255H81ZM66 255H64V256L67 257ZM167 255H164V256L167 257ZM189 255H188V259H189ZM58 256H56V257L59 258ZM123 256L125 257V260L119 262L120 258L123 260ZM173 256L174 255H172L171 258H173ZM191 256H193V255H191ZM74 257H76V256H74ZM50 258L47 257V260L49 259L48 260L49 262H50ZM262 258H264V257H262ZM53 259L55 260V258L54 257L52 258V262H53ZM72 259L73 258L71 257V260ZM191 259H189V260L191 261ZM193 259H194V257H193ZM91 260H94V259H91ZM260 260H261V258H260ZM78 261H80V258H79ZM101 261H99V262H101ZM107 261H109V263ZM156 261H157V257H156ZM249 261L251 262V260H249ZM262 261H264V259H262ZM65 262H64V264H66ZM43 264H44V262H43ZM153 264H156V262L154 261ZM189 264H192V263H189ZM252 264H254V263H252Z\"/></svg>",
    "mask_w": 264,
    "mask_h": 264
}]
</instances>
